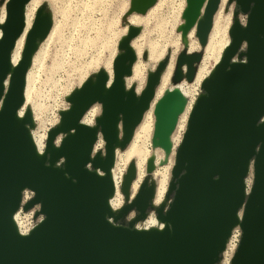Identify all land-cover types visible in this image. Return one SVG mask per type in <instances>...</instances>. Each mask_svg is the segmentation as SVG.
<instances>
[{
    "label": "water",
    "instance_id": "95a60500",
    "mask_svg": "<svg viewBox=\"0 0 264 264\" xmlns=\"http://www.w3.org/2000/svg\"><path fill=\"white\" fill-rule=\"evenodd\" d=\"M30 1L0 0V264H220L235 227L241 238L230 264H264V0L227 1L235 5L230 41L200 85L157 205L154 172L169 161L188 103L179 86L194 81L221 0H185L176 28L182 49L170 86L156 101L169 51L140 91L127 81L138 60L132 43L142 32L129 18L146 15L158 0H129L111 75L100 68L65 96L68 106L58 111L42 151L25 90L34 56L53 27L48 3L37 8L20 58L12 61ZM192 31L200 50L190 53ZM141 59H149L148 51ZM152 103L145 176L133 192L137 168L130 160L119 186L123 204L113 209L116 155L130 145ZM94 105L100 114L87 125L83 118ZM99 138L103 148L94 152ZM156 150L163 153L157 164ZM25 190L33 198L22 205ZM34 207V220L41 219L22 235L14 216ZM151 215L157 225L144 228Z\"/></svg>",
    "mask_w": 264,
    "mask_h": 264
},
{
    "label": "rangeland",
    "instance_id": "374dc122",
    "mask_svg": "<svg viewBox=\"0 0 264 264\" xmlns=\"http://www.w3.org/2000/svg\"><path fill=\"white\" fill-rule=\"evenodd\" d=\"M43 2L48 3L52 11L53 27L50 31L51 36L46 38L34 56L30 69L32 72L26 105L31 106L37 124L32 134L40 139L44 147L47 131L58 122V111L66 109L68 106L64 100L65 96L98 69L104 68L107 71V64L110 65L109 70L111 71V63L117 52L118 40L126 33L127 28L121 18L128 8L129 0H32L27 6L31 15V24L37 8ZM157 3V6L148 11L146 15H132L129 18L132 25L142 27L140 36L132 43L138 60L133 66L131 78L127 81L128 85L136 83L138 91L144 87L147 72L153 70L157 62L163 59L169 51L170 62L157 91L159 88H168L176 57L182 49L180 35L176 33V28L182 24L181 14L185 7V0H158ZM224 9H228V11L225 12ZM234 9L235 5H228L227 2L220 6L215 15L217 23L214 27L216 30H211L210 39L213 36L214 39L221 38L222 44L229 43L228 29ZM3 14L4 8L2 7L0 21ZM240 19L242 22L245 20L242 15H240ZM209 38L194 81L190 84L185 82L181 84L184 88L193 90V98H188L190 105L200 93L203 78L207 77L216 62L214 56H208ZM199 50L198 41L192 34L189 38L188 51L191 53ZM143 51L149 53L147 61L141 59ZM136 71L138 72L135 74ZM199 73L201 79L198 78ZM91 108L96 110L95 117H97L100 114V106L94 105ZM145 115L149 116L145 123H150L151 132L139 133L140 130L137 127L130 145L125 151L118 152L116 155L114 165L116 192L111 201L114 209L120 208L123 204L119 186L130 160L135 159L137 168L133 192L137 190L145 176L146 161L152 154L151 138L154 127V115L149 114V111ZM180 133H184V129ZM133 145L140 149L142 147L141 150L144 149L142 158L137 154L129 153ZM176 149L171 154L168 163L165 166L157 167L154 172L157 181L156 205L161 203L167 191ZM154 153L157 164L162 159L163 153L159 150ZM151 219L155 218L147 219L142 226L147 225Z\"/></svg>",
    "mask_w": 264,
    "mask_h": 264
},
{
    "label": "bare ground",
    "instance_id": "6f19581e",
    "mask_svg": "<svg viewBox=\"0 0 264 264\" xmlns=\"http://www.w3.org/2000/svg\"><path fill=\"white\" fill-rule=\"evenodd\" d=\"M228 0H221V3H220V6L225 4ZM32 2V0H31ZM158 2V1H157ZM158 3H156L150 10L148 11H151L153 10L156 6H157ZM28 6V5H27ZM219 6V8H220ZM219 10V9H218ZM220 14V13H219ZM3 17H4V14H3ZM25 17H26V28L24 30V33L22 34V36L18 39L17 43H16V47L13 51V54H12V61H13V64H16L17 61L19 60L20 58V55H21V51H22V47H23V43H24V38H25V35H26V32L29 30L30 26H31V15H30V12L28 11L27 7H26V14H25ZM3 20V18H2ZM1 20V21H2ZM215 17H214V22H213V27L212 29H215ZM218 29V28H217ZM216 30V29H215ZM194 31V30H193ZM191 32L190 33V36L189 38L191 37V35L194 33V32ZM211 33V32H210ZM214 33V32H213ZM217 34V32H215ZM51 36V33L49 34L48 38ZM215 36V35H214ZM209 37H210V34H209ZM216 37V36H215ZM219 38V37H218ZM217 39V38H215ZM213 38V36L211 37V39L209 38V44H208V49H209V55L208 56H214L215 57V60L216 62L218 61V59L220 58V55L222 53V50L224 49V47L227 45L225 44H222V39H217L215 40ZM192 50V49H191ZM164 53V52H163ZM215 62V63H216ZM112 65V63H111ZM142 65V64H141ZM110 68V65L108 66L107 64V72L111 75V71L109 70ZM31 69V68H30ZM32 72V71H31ZM31 72L29 70L28 74H27V83H26V90H25V97L27 98V90H28V86H29V82H30V75H31ZM138 71L135 72V74L137 73ZM204 72V71H203ZM200 73L198 74V78L200 77ZM201 79V77H200ZM204 79V78H203ZM179 89L181 90V92L183 93V95L188 99V98H193V90L189 89V88H184L183 85H180L179 86ZM165 89L163 88H159V90L156 92V95H155V99L154 101H156L163 93ZM193 105V104H192ZM192 105L188 104L187 103V106L185 108V111L184 113L180 116L179 120H178V124L176 126V129H175V132L173 133L172 135V144H173V149H172V153L173 151L178 147V145L180 144V141L182 139V136H183V133H180L183 131H185V127H186V123H187V118H188V114L190 112V109L192 107ZM149 111V114H152L153 115V105L150 107V109L148 110ZM96 110L93 108L89 109L88 112L86 113V115L84 116V123L87 124V125H91V123H93V120L95 118V115H96ZM149 119V116H146L144 115L143 117V120L142 122L139 124V133H150L151 132V129H150V123H145L146 121H148ZM184 120V121H183ZM152 126V125H151ZM154 126V125H153ZM154 129V127H153ZM33 135V134H32ZM139 135V134H138ZM33 139H34V142L36 144V147L38 148L39 151H42L43 150V146L40 142V139L35 137L33 135ZM44 139V138H43ZM134 144V143H133ZM142 149V147H141ZM140 148L136 147L135 145H133L131 148H130V151L129 153H134L135 155L137 154L139 157H143V150H141ZM162 152V151H161ZM141 162V161H140ZM143 162V161H142ZM112 175H113V179L115 181V178H114V168L112 170ZM121 175V174H120ZM161 182V181H160ZM166 182V181H165ZM165 184V183H164ZM137 186V185H136ZM164 191V190H163ZM158 194V193H157ZM119 198V197H118ZM159 201V200H158ZM157 225V222L155 219H151L149 220V222L147 223V225L143 226V227H152V226H156Z\"/></svg>",
    "mask_w": 264,
    "mask_h": 264
},
{
    "label": "built area",
    "instance_id": "2783aa9c",
    "mask_svg": "<svg viewBox=\"0 0 264 264\" xmlns=\"http://www.w3.org/2000/svg\"><path fill=\"white\" fill-rule=\"evenodd\" d=\"M93 122H94V120H93ZM91 125H92V123H91ZM102 148H103V142L99 138L94 145V152L101 150ZM43 149H44V147H43ZM32 198H33V193L31 191L25 190L22 194V205L29 202ZM112 199L110 200V205H111ZM111 207H112V205H111ZM37 210H38V207H34L33 209H31L27 212H24L20 208L19 211L15 214L14 220H15L17 229H18L20 234L27 235L31 231V229L34 227L36 222L41 219V217H38L36 221L34 220V214ZM151 217H153V216L151 215L149 218H151ZM145 222L143 223V225L145 224ZM144 228H149V227H144ZM240 238H241V231L238 227H235L232 230L231 235L227 241L225 250L222 253V260H221L220 264H230V261L234 255L237 247H238Z\"/></svg>",
    "mask_w": 264,
    "mask_h": 264
}]
</instances>
